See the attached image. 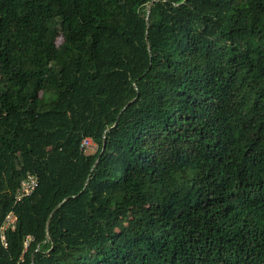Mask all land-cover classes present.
<instances>
[{"label":"trees","instance_id":"1","mask_svg":"<svg viewBox=\"0 0 264 264\" xmlns=\"http://www.w3.org/2000/svg\"><path fill=\"white\" fill-rule=\"evenodd\" d=\"M0 264H264V0H0Z\"/></svg>","mask_w":264,"mask_h":264},{"label":"built area","instance_id":"2","mask_svg":"<svg viewBox=\"0 0 264 264\" xmlns=\"http://www.w3.org/2000/svg\"><path fill=\"white\" fill-rule=\"evenodd\" d=\"M93 147V143L92 141L89 139V138H84L82 141H81V144H80V149L85 151L89 148ZM37 186V180L34 176L32 175H29L27 176L20 184V187L18 188L17 190V193H16V200H21L22 198H25L27 196H30L33 191L35 190ZM15 222V217L13 214H9L7 215L6 219H5V222L3 224V226L1 227V234L4 233L5 229L8 227V226H11L13 227V224ZM1 239L2 241L4 242V236L2 235L1 236Z\"/></svg>","mask_w":264,"mask_h":264},{"label":"rangeland","instance_id":"3","mask_svg":"<svg viewBox=\"0 0 264 264\" xmlns=\"http://www.w3.org/2000/svg\"><path fill=\"white\" fill-rule=\"evenodd\" d=\"M62 42V38L61 37H58L56 40H55V44L58 46L60 43ZM95 145H93V147H91L90 149L88 150H95Z\"/></svg>","mask_w":264,"mask_h":264},{"label":"water","instance_id":"4","mask_svg":"<svg viewBox=\"0 0 264 264\" xmlns=\"http://www.w3.org/2000/svg\"><path fill=\"white\" fill-rule=\"evenodd\" d=\"M150 7H151V4H149V5L146 7V8H147V14L149 13ZM104 145H105V141H103V148H102V151H103V149H104ZM48 222H49V220H48ZM48 222H47V224H48Z\"/></svg>","mask_w":264,"mask_h":264}]
</instances>
